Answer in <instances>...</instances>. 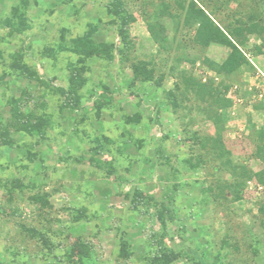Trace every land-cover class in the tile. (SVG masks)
<instances>
[{"label":"rangeland","instance_id":"374dc122","mask_svg":"<svg viewBox=\"0 0 264 264\" xmlns=\"http://www.w3.org/2000/svg\"><path fill=\"white\" fill-rule=\"evenodd\" d=\"M22 1L27 2L28 29L10 34L2 22ZM110 1L0 0V135L6 127L4 139L10 142H0V264H65L76 242L98 264H264L262 189L252 181L239 202L228 196L215 199L220 180L228 177L215 173V163L206 157L196 166L203 151L192 141L193 132L212 134L211 125L203 121L196 102H187L192 123L182 117L188 113L181 110L184 105L177 110L170 105L167 92L174 89L175 77L169 67L183 54L157 56L139 13L153 14L162 0L128 5L137 17L129 26L135 56L147 59L144 54L150 53L157 64L152 82L135 81L134 53L121 61L117 53L112 61L95 56L85 61L83 70L76 55L64 52L53 59L43 53L56 46L62 29L67 38H75L89 25L96 28L93 43H115L118 22ZM257 7L253 0H233L215 11L214 19L222 26L238 17L247 20L261 12ZM167 29L169 40L174 36L192 46L193 30L181 23L175 31L167 23ZM255 45L261 39L251 36L248 50ZM187 50L197 62L196 71L207 76L213 74L202 65L203 58L221 62L228 52L216 45ZM16 53L52 86L67 89L75 68L83 78L77 108L64 107L61 94L21 75L12 61ZM250 54L258 74L241 70L232 80L239 93L224 114V141L235 164L246 162L257 171L260 164L250 154L256 138L252 132L264 126V111L254 110L264 102V95L257 96L258 91L264 94V51ZM183 67L189 68L179 65ZM160 74L164 79L159 80ZM23 91L34 97L28 108L50 119L41 137L8 126L9 101ZM102 93L112 101L102 102ZM131 116L139 122H127ZM136 196L153 201L133 206ZM160 210L163 222L157 217Z\"/></svg>","mask_w":264,"mask_h":264},{"label":"trees","instance_id":"16d2710c","mask_svg":"<svg viewBox=\"0 0 264 264\" xmlns=\"http://www.w3.org/2000/svg\"><path fill=\"white\" fill-rule=\"evenodd\" d=\"M133 1L111 0L108 5L116 16L114 22H118L116 33L118 38L115 43H93L92 34L96 31V28L89 25L90 29L87 32L75 38H67L66 30L62 29L56 46L44 48L43 53L53 59L59 53L64 52L76 55V62L82 65L79 67L81 70L85 68L83 65L85 61L95 56L112 61L117 53L120 55L121 61L126 56V53H134L133 75L135 81L152 82L157 65L153 61L154 56L147 53L144 54L147 59L138 60L135 56L136 46L129 33V26L137 21V17L128 7ZM231 1L233 0H226V3H222L221 0H162L154 6L153 14L152 12L142 10L139 13L151 42L158 49L157 56L160 57L162 53L166 54L171 51L175 53L181 52L183 54L182 58H176L174 65L169 67L170 76L175 77L174 89L167 92V96L171 98L170 105L175 110L184 105L181 110L183 112L188 111V113H182V117H187L191 123L193 116L190 114L192 111H189L187 102L191 100L201 105L197 109L198 113H200L203 121L210 123L213 133L200 135L199 133L193 132L192 141L194 145L203 151V153H199L200 157L197 159L196 166L202 165L205 157L208 162H214L215 166L213 170L215 173L219 172L228 177L220 180L222 183L217 187L219 192L214 198L219 199V197H222L226 199L228 196L230 202L234 203L242 200V194L246 184L252 181L260 186L262 189L261 195L264 197V126L252 132L256 138L252 140L254 149L250 157L260 164L261 168L257 171L250 169L246 165V162L235 164L232 160V153L224 141V114L235 105L237 100L236 96L239 93V86L232 84V80L237 77L241 70L251 71L252 74L256 75L258 74L256 72L258 66L249 57H251L250 53L258 55L264 51V18H261L264 16V0H258V2L257 0H253L258 3L256 11L261 9V12L249 16L247 20L241 19V17L235 18L233 21H228L226 25L222 26L214 19L215 11L219 12L223 7L227 8L228 3ZM216 3L217 5H215ZM26 7L27 2L22 1L21 6L12 8V16L3 20L2 25L9 29L10 34H21L28 29V20L25 14ZM209 7H212V9L208 10ZM226 19H228V16ZM257 19L258 22L262 21V24H259L256 21ZM167 23L171 25L174 31L177 30L180 23L186 29L193 30L192 46L198 50L207 49L213 45L224 47L228 50L225 58L221 62L203 58L202 65L213 75L207 76L203 73L199 74L196 71L197 62L187 56V48L192 46L180 44V42L173 38L174 36L169 40ZM251 36H256L261 39V45H255L248 50V42ZM174 42L175 44L173 45ZM14 55L12 60L13 65L19 69L21 75L25 74L28 79L36 80L37 82L42 81L46 87L61 94V98L64 100V107H68L71 110L77 108L79 104L75 96L78 88L83 84V78L79 76L75 68L72 69L68 79L69 85L67 89H64L63 87L52 86L51 83L46 82L45 77L40 75L38 70H32L28 64L22 63V55L19 53ZM148 57H150V60ZM185 64L189 68H179V65ZM164 77L163 74H160L159 80L164 79ZM99 96L104 103L108 104L109 101H112V97L106 96L103 93L99 94ZM71 97H75L76 101L74 102ZM32 98H34L32 93L23 91L20 97L10 99V120L8 126L27 135L41 137L49 126L50 119L45 114L37 115L31 108H28V101L31 102L30 99ZM39 105H43V103L40 102ZM254 110L264 111V102L261 101L255 104ZM126 121L136 123L139 122V117H127ZM5 129L6 127L4 128L3 126L2 131L4 132ZM253 129L256 128L254 127ZM3 132L0 135V142L2 144H10L9 141L6 142L4 139ZM60 160L63 161L65 159L61 157ZM95 163L97 166H100V162ZM125 197L128 198L129 193H126ZM138 198L136 196L137 200H133V206H135V202H137V205L144 203V199ZM149 201H153V199L149 197ZM149 201L145 202L149 203ZM162 208L165 210L163 205L159 209L162 210ZM161 210L157 212V217L162 219L163 222L165 213ZM260 213L264 214V202L260 208ZM31 232L37 234L35 230ZM89 256L90 252L87 251L83 243L76 242L72 246L65 264H98L91 262ZM192 264L201 263L199 261H193Z\"/></svg>","mask_w":264,"mask_h":264},{"label":"built area","instance_id":"2783aa9c","mask_svg":"<svg viewBox=\"0 0 264 264\" xmlns=\"http://www.w3.org/2000/svg\"><path fill=\"white\" fill-rule=\"evenodd\" d=\"M263 95H264V94H263L261 91H260V92L258 91V94H257L258 97L262 98Z\"/></svg>","mask_w":264,"mask_h":264},{"label":"crops","instance_id":"0c3cea01","mask_svg":"<svg viewBox=\"0 0 264 264\" xmlns=\"http://www.w3.org/2000/svg\"><path fill=\"white\" fill-rule=\"evenodd\" d=\"M230 109H231V108H230ZM230 109H229V110H230Z\"/></svg>","mask_w":264,"mask_h":264}]
</instances>
